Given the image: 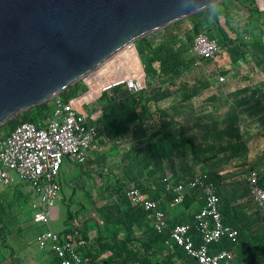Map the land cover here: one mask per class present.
I'll return each instance as SVG.
<instances>
[{
    "label": "rangeland",
    "instance_id": "obj_1",
    "mask_svg": "<svg viewBox=\"0 0 264 264\" xmlns=\"http://www.w3.org/2000/svg\"><path fill=\"white\" fill-rule=\"evenodd\" d=\"M237 1L240 7L229 11L224 26H215L211 33L220 41L223 51L242 40L250 22H264V13H258L253 0ZM175 24L187 23L178 21L172 26ZM193 38L185 39L186 46ZM135 46L139 47L138 41ZM126 60L131 65L130 60ZM116 66L114 64L117 69ZM105 79L94 81L92 95L100 92L102 83L109 81L106 75ZM193 80L187 75L176 82L179 88L175 102H161L166 124L164 137L146 143L141 152L139 148L137 153L131 150L113 162L102 157L88 161L95 155L92 153L85 164L69 165L65 170L64 187L57 198V204L63 208L64 223L71 217L77 221L90 249L98 258L105 259L106 264L122 262L135 255L144 258L147 264H193L162 258L163 252L159 256L155 249L157 240L150 235L147 217L130 227L121 225L124 214L132 210L124 197L130 184L138 182L145 188H156L164 177L174 175L179 164L187 166L189 161L197 163L209 158H214L209 163L219 166L222 162L242 165L248 159L264 164V85L232 92V95L249 101L243 105L245 107L239 105V114L227 117L223 115V108H228L225 113L230 110L225 98L229 91L222 81H210L208 77L201 83L194 81L186 90ZM162 92L156 94L162 95ZM233 106L238 109L236 104ZM29 111L33 116L37 115L34 108ZM9 129L8 124L1 126L0 138ZM140 137L144 138L145 132ZM25 197L24 190L18 188L0 193V264H45L46 258H42L45 250L38 246L37 230L32 224L34 205ZM56 225L57 228L61 226L60 223ZM138 240H143L142 248L136 245L141 242Z\"/></svg>",
    "mask_w": 264,
    "mask_h": 264
},
{
    "label": "built area",
    "instance_id": "obj_2",
    "mask_svg": "<svg viewBox=\"0 0 264 264\" xmlns=\"http://www.w3.org/2000/svg\"><path fill=\"white\" fill-rule=\"evenodd\" d=\"M253 2L255 9L264 13L259 1ZM191 25L195 28V24ZM129 48L137 49L135 43ZM127 49L84 76L79 81L83 84V92L68 100L61 94L48 100L49 110L44 119L22 123L0 138V193L13 188L24 190L25 198L34 205L32 224L37 230L38 246L54 255L55 264H104L88 253L89 242L83 237L77 221L72 226L64 225L63 208L57 204V198L64 187L66 167L85 164L94 142L102 134L99 119L103 111L89 107L109 91L120 90L121 94L117 93L114 101L120 106L130 103L146 89V82L140 85L136 78L122 77L102 87L94 99H85L92 91L89 82L105 74L107 66L124 56ZM189 52L201 61H215L222 54V46L210 29L201 28ZM219 80L223 82L224 77ZM246 185L248 195L264 218V186L256 172L249 173ZM191 196H199L198 208L184 220L177 219ZM124 197L131 209L146 214L151 236L168 255H183L193 264H225L233 259V254L226 249H212L223 239L236 241L239 231L227 223L222 213L220 189L211 172L180 180L165 177L157 192L135 182L126 188ZM57 223L61 225L58 228ZM136 245L141 247L142 243L136 242ZM122 264L145 263L134 260Z\"/></svg>",
    "mask_w": 264,
    "mask_h": 264
},
{
    "label": "water",
    "instance_id": "obj_3",
    "mask_svg": "<svg viewBox=\"0 0 264 264\" xmlns=\"http://www.w3.org/2000/svg\"><path fill=\"white\" fill-rule=\"evenodd\" d=\"M224 1L0 0V127L62 94L130 44ZM114 63L120 72L106 68L109 81L101 88L122 77L145 84L137 49Z\"/></svg>",
    "mask_w": 264,
    "mask_h": 264
},
{
    "label": "crops",
    "instance_id": "obj_4",
    "mask_svg": "<svg viewBox=\"0 0 264 264\" xmlns=\"http://www.w3.org/2000/svg\"><path fill=\"white\" fill-rule=\"evenodd\" d=\"M234 7H240L237 0H226L187 19L186 23L190 26H192L191 24H199L201 28L210 29V33H212L215 26L219 28L224 26L227 13ZM247 29L248 31L243 33L242 40L234 43L232 47H228L229 50H222V54L218 60L201 61L190 54L186 47H184L183 58L191 62L190 64L182 68V70L170 67L163 74H157L154 71L155 76H152L150 80L148 79L150 86L147 87L146 84L145 89L147 90L146 95H150L153 99L149 105L150 112L144 114L142 111L134 112L137 115L143 114L139 119L119 125L117 124L119 120L127 119L128 114L131 113L130 109L125 113L110 116L108 121L104 120L102 113L99 119L102 134L96 140V144L94 143V149L90 153H95V155H92L93 157L91 156L92 158L88 161H95L102 157L113 162L131 150L137 153L136 149L139 148V152H141L144 147L143 145L146 143L150 144L152 140H159L164 137L166 124L164 123L161 102H175L174 99L178 97L179 88L176 86V82L184 79L187 75L194 80L193 83L190 82L188 87L185 88L186 90L192 87V84L195 83L194 81L201 83L205 79H208V77L210 81L211 79L219 80L220 77H224V81L221 83L225 88H228L229 95L225 96V98L230 105V110L225 113V110L228 108H223V115L225 114V116L230 117L239 114L241 112L239 105L245 107L243 105L249 100L234 96L232 92L248 86L264 85V43L262 42L264 22H250ZM144 68L146 69L145 66ZM160 90H163L162 95H157L156 93ZM117 93L121 94L119 89L109 91L101 100L95 101L89 109H102L104 112L105 108L114 104ZM130 104L131 102L126 105ZM234 104L237 105L238 109L233 106ZM156 111L160 113V116H163V122L160 121L159 116L152 114V112ZM109 122L110 124L112 123V129L108 124ZM139 127H141V130H139ZM157 128H161V135L155 138L154 135L157 132ZM143 132H145L144 138L140 137V135H143ZM189 143L193 145L192 141ZM213 159H204L197 163L189 161L187 166L179 164L177 166L179 168L175 170L174 175L167 177L173 180H180L193 174L206 172L207 168H209L212 175L216 178L220 189L222 213L227 223L239 231L236 241L231 242L223 239L218 245L212 247L213 251L226 249L233 254V259L225 264H264V218L256 209L252 198L248 195L246 185V178L249 173L256 172L259 176L260 184L264 186V164L254 163L252 159H248L242 165H226V163L222 162L221 166H219L216 163H209ZM162 184L163 180L160 186L149 189L157 192L162 187ZM199 200V196H191L190 201L185 205L184 211L180 212L176 218L184 220L193 210L198 208ZM142 242L143 240H141ZM155 249L159 256L162 252L164 253L161 255L162 258H175L173 261L181 260L182 262H188L184 259L183 255L173 257L172 255H168L158 240L155 244ZM94 257L106 264L105 259L98 258L96 255ZM42 258H46L45 264H55L54 255L48 250L43 252ZM114 264H120V262H115Z\"/></svg>",
    "mask_w": 264,
    "mask_h": 264
},
{
    "label": "trees",
    "instance_id": "obj_5",
    "mask_svg": "<svg viewBox=\"0 0 264 264\" xmlns=\"http://www.w3.org/2000/svg\"><path fill=\"white\" fill-rule=\"evenodd\" d=\"M203 12V11H202ZM201 13V12H199ZM193 15L192 17L196 16L197 14ZM191 18V17H190ZM179 22H186L185 20H180ZM199 28V29H198ZM201 29V26L199 24L195 25V28H192L189 24H175L174 26H169L167 28H164L162 30L156 31L154 33H151L147 36H145L143 39L138 40L139 47L137 48V51L139 53V56L141 57V60L143 61L144 66L146 67V79H147V87L150 86V83L148 79L150 80L153 76V71H155L157 74H163L166 70H168L170 67H173L176 70H182V68L186 67L191 62L185 60L183 57V48L186 47V49L189 51V48L192 45V42L189 46H186L185 39L189 36H195L198 31ZM137 42V41H136ZM148 60V64H146V59ZM145 59V60H144ZM115 63H112L111 66H114ZM148 65V66H147ZM110 66V65H109ZM106 73L104 74V76ZM83 92V84L81 82H77L76 84L70 86L68 89H66L61 95L65 97V99H70L72 96L77 95L79 93ZM147 90H143L137 98H135L133 101H131L130 105L122 104L120 106L113 104L112 106H108L105 108L103 112V117L105 121H108L109 117L112 115H117L121 113L127 112L129 109L131 111L130 114H128V117L126 120H119L117 124L123 125L130 121H133L135 119H139L141 115L144 113L150 112L149 105L153 101V99L150 97V95H146ZM89 96L92 95L91 93L88 94ZM132 107V108H131ZM34 110L37 111V115L33 116L31 111H26L22 114H19L16 118L8 121L6 124L10 126V130H13L17 126L21 125L25 122H38L40 119H44L46 117V113L49 110L48 104L44 103L34 108ZM136 111H142L140 115L134 113ZM152 114H156L159 116L160 121L163 122V116H160V113L152 112ZM152 119V116H151ZM109 126H112V123H108ZM109 129V127H107ZM112 129V127H111ZM157 132L154 135L155 138L159 137L161 135V128L156 129ZM110 131V130H109ZM190 201V198L188 199ZM187 201V202H188ZM146 214L141 210H131L130 212H126L124 214V220L121 222V225L130 227L135 221L141 220L142 218H145ZM74 222L73 218H69V220H66L64 223L65 226H72V223ZM83 237L87 239L86 235L82 231ZM88 240V239H87ZM141 241V240H138ZM139 248H142L139 247ZM88 253L91 256H95L96 252L92 251L90 249V246L87 248ZM134 260H141L145 264L144 259L139 257L138 255L135 256H129L126 260L120 262V264L124 263L125 261H134Z\"/></svg>",
    "mask_w": 264,
    "mask_h": 264
},
{
    "label": "clouds",
    "instance_id": "obj_6",
    "mask_svg": "<svg viewBox=\"0 0 264 264\" xmlns=\"http://www.w3.org/2000/svg\"><path fill=\"white\" fill-rule=\"evenodd\" d=\"M210 7H211V5H210Z\"/></svg>",
    "mask_w": 264,
    "mask_h": 264
}]
</instances>
